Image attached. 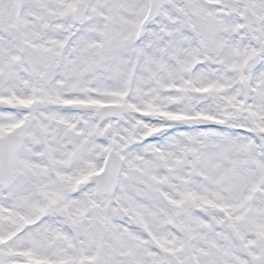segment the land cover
<instances>
[{
    "label": "clouds",
    "instance_id": "9594fccd",
    "mask_svg": "<svg viewBox=\"0 0 264 264\" xmlns=\"http://www.w3.org/2000/svg\"><path fill=\"white\" fill-rule=\"evenodd\" d=\"M0 264H264V0H0Z\"/></svg>",
    "mask_w": 264,
    "mask_h": 264
}]
</instances>
